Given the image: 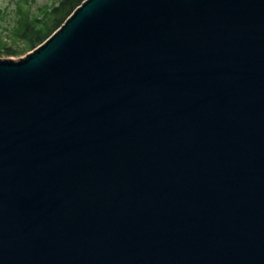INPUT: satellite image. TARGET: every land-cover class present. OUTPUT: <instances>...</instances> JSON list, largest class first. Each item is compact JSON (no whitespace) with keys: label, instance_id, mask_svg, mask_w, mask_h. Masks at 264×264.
Returning a JSON list of instances; mask_svg holds the SVG:
<instances>
[{"label":"water","instance_id":"water-1","mask_svg":"<svg viewBox=\"0 0 264 264\" xmlns=\"http://www.w3.org/2000/svg\"><path fill=\"white\" fill-rule=\"evenodd\" d=\"M0 264H264V0H84L0 60Z\"/></svg>","mask_w":264,"mask_h":264},{"label":"trees","instance_id":"trees-1","mask_svg":"<svg viewBox=\"0 0 264 264\" xmlns=\"http://www.w3.org/2000/svg\"><path fill=\"white\" fill-rule=\"evenodd\" d=\"M84 0H57L55 3L39 8L37 15H29L28 9L17 4L18 19L12 31L14 39L20 41L26 50H34L42 44L63 22L73 10ZM0 50L7 55L18 53L15 49L0 43Z\"/></svg>","mask_w":264,"mask_h":264},{"label":"rangeland","instance_id":"rangeland-1","mask_svg":"<svg viewBox=\"0 0 264 264\" xmlns=\"http://www.w3.org/2000/svg\"><path fill=\"white\" fill-rule=\"evenodd\" d=\"M57 0H0V43L15 49L18 53L7 55L0 50V60L17 61L27 55L31 50L24 49L22 43L13 37V29L18 16L16 14L17 4L23 9H28L29 15H37L39 8L47 7Z\"/></svg>","mask_w":264,"mask_h":264}]
</instances>
